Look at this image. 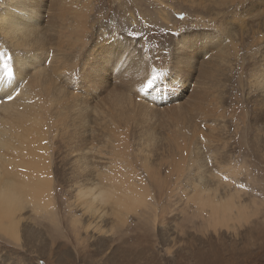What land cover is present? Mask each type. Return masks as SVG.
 Masks as SVG:
<instances>
[{
    "label": "bare ground",
    "instance_id": "obj_1",
    "mask_svg": "<svg viewBox=\"0 0 264 264\" xmlns=\"http://www.w3.org/2000/svg\"><path fill=\"white\" fill-rule=\"evenodd\" d=\"M90 1L83 0L86 15ZM42 2L0 0V238L15 246L34 247L38 256L53 254L55 262L62 264V258H71H67L71 254L66 242L80 244L85 237L96 236L99 244L90 258L103 255L102 264H114L108 250L117 241L115 249L124 252L119 264H134L152 243L146 233L150 230L144 228L149 223L159 227L155 243L170 255L175 239L163 224L166 215L172 214L176 192L186 191L183 178L191 174L192 193L184 194L185 204H192L202 228L215 233L219 228L234 231L251 216L260 215V204L242 199L243 186L236 176L241 165L229 164L225 176L212 169L224 162L219 156L228 143L211 130L212 126L225 129L226 107L220 105L218 92L222 83L246 80L248 92L257 91L264 98V0H148L150 6L158 7L150 14L152 29H160L159 21L173 32L182 28L179 37L169 42L173 53L166 74L183 88L190 84L191 68L202 62L210 80L208 91L214 85L213 96L219 99L211 104L207 94L213 118L206 137L192 122H181L168 133L170 142L164 137L159 141L150 132L136 133L140 121L147 120L146 100L161 106L167 99L168 92L154 78L155 70L136 53L119 54L121 46L113 53L109 51L113 44L103 53L88 52L86 20L71 27L73 16L68 25L71 44L60 53L61 60L42 64L46 36L39 23L44 17ZM175 9L187 12L183 19L172 18ZM9 69L11 76L6 74ZM28 71H32L31 79ZM129 73L139 75L134 96L124 91L109 93L111 108L101 102L89 108L79 104L77 93L97 97L109 74ZM144 80L152 81L150 92ZM174 103L179 106L177 100ZM189 132L201 139L202 147L194 144V151L186 153ZM171 145L184 156L182 161L173 158ZM188 164L193 170H187ZM56 183L62 184L58 193ZM233 187L232 192L219 194ZM130 215L138 216L139 223L130 224ZM187 218L193 219L190 214ZM131 243L140 250L121 249ZM82 253L75 248L76 255ZM149 255L150 260L155 256ZM152 263L142 257L140 264Z\"/></svg>",
    "mask_w": 264,
    "mask_h": 264
},
{
    "label": "rangeland",
    "instance_id": "obj_2",
    "mask_svg": "<svg viewBox=\"0 0 264 264\" xmlns=\"http://www.w3.org/2000/svg\"><path fill=\"white\" fill-rule=\"evenodd\" d=\"M42 4L44 17L40 19L39 23L41 31L46 34L44 38V56L42 57L43 65L48 61H52L54 64L56 61H60V53L71 44L68 36L71 31L69 34L68 25L72 17L74 16L71 27L86 20L88 29L85 35L84 47H88V52L92 49L94 54L97 52L103 53L105 47L113 44L109 49L111 53L114 52L115 47L119 46H121L119 54L124 52L125 55L136 53L135 56L140 61L143 58L148 61L155 70L156 75L154 78L160 82L159 87L168 92L167 99L161 106L152 105L149 100H146L144 105L149 113H142L145 114L147 120L140 121L136 133L145 136L150 132L157 135L159 141H163L164 137L165 141L170 142V134L168 133L172 129L178 127L181 122H184L185 125L192 122L200 128L203 137H206L207 127L212 126L211 119L213 118L212 108L209 106L210 102L206 97L210 93L211 104L218 102L219 99L213 96L216 87L213 85L208 91L210 80L204 71L202 62L191 68L189 72L190 84H184L183 88L173 82L171 77L166 74L168 66L171 65L173 53V44L169 42L179 37L182 28L173 32L164 26V22L159 21L160 24L162 23L161 25L157 24L160 29L153 28L155 29L153 30L148 22L153 10L155 11V8L158 9V7L150 6L148 0H91L86 15L83 0H74V2L43 0ZM167 9L168 7H166ZM173 11L177 15L170 17L176 20L177 18L183 19L184 12L187 13L179 9ZM179 25L183 27L181 23ZM164 33H166V39H164ZM78 53L76 46V56H78ZM92 61L90 60V62ZM31 73L32 71H28L29 79H31ZM138 77V74L131 73L127 76L121 74L111 76L109 74L105 88L98 92L97 97L84 92L77 93L79 104H87L89 108L101 102L106 107L111 108L112 105L108 100L109 93L124 91L134 96L138 89ZM143 82L145 89H147L150 86L149 81L144 80ZM150 91L151 88H148L147 92ZM248 91L249 85L246 80L243 82L237 80L225 82L218 88L220 105L226 107V116L223 118L225 129L220 131L216 126H212L211 131L215 137H222V140L228 144L222 150L221 157L219 156V160L224 162L212 169L220 171L221 175L225 176L228 175L226 168L229 164L241 165L236 176L238 175V181L243 186L242 199L248 204H251L253 200L254 206L260 204V215L255 216L256 218L253 217L254 215L251 216L249 219L251 221L242 222L241 225L235 227L234 231H225L226 229L219 228L215 233L212 229L202 228L203 221L200 217L194 216L192 204H185L184 194L192 193L189 185L192 178L191 174L187 177L188 179L183 178V186L186 191L183 193L184 191L181 189L176 192L175 198L171 202L172 208L174 207L172 214L168 213L169 215H166L167 219L163 224L166 227L165 231H168V229L173 230L172 232L169 231L175 239L170 247V255L160 250L155 243L159 227L154 226V229L151 224L146 223L147 226L144 225L145 230H150L146 233L153 240L150 246L144 249L146 251L142 250L140 257L134 264H140L142 257L147 263L152 260L155 264H264V98L257 91L252 93ZM75 92L78 91L75 90ZM174 100L178 101L179 106L175 105ZM151 108H154L153 113H150ZM205 119L208 121H205ZM216 123L213 124L216 125ZM217 126L219 125L217 124ZM186 135V153L194 151L192 149L194 144L202 147V144L199 143L201 139L191 135L190 132ZM171 147L174 151L173 158L182 161L184 156H181L177 148L172 145ZM221 165L222 168L219 167ZM187 170H193L190 164H188ZM60 186L62 184L56 183L57 193ZM234 188L226 189V191L220 190L219 194L224 195L232 192ZM59 194L63 195L62 192ZM183 207H185L184 213H182ZM189 214L193 221L187 218ZM138 219V216L130 215L129 222L130 224L139 223L137 222ZM49 226L52 227V225ZM206 230L207 232H205ZM44 237V243H47L48 236L44 235ZM85 238L83 244H77L76 242L69 244L66 242V250L71 254L67 258H71L66 261L65 256V258H62V264H102V259H106L105 256L89 257L93 253L94 247L99 244L98 238L96 236ZM62 239L70 241L69 236H64ZM114 242L117 244V241ZM114 242L108 251H112L111 256H113L114 264H119L124 259V252L120 248L115 249L114 245L116 244ZM133 245V243L131 245H121V249L124 248L126 252L140 250L139 246L134 248ZM76 247L82 249V255L75 254ZM88 248H90L89 251ZM149 254L155 256L150 260ZM49 256L51 258H48V255L38 256L34 247L28 249L24 245L15 246L0 238V264H57L55 255Z\"/></svg>",
    "mask_w": 264,
    "mask_h": 264
},
{
    "label": "snow or ice",
    "instance_id": "obj_3",
    "mask_svg": "<svg viewBox=\"0 0 264 264\" xmlns=\"http://www.w3.org/2000/svg\"><path fill=\"white\" fill-rule=\"evenodd\" d=\"M6 67H7V65H6ZM17 71H20L21 69H16ZM26 69H24V72H25V74H26ZM7 75H13V71L11 70V69H9V71L6 73ZM152 82L151 81H149V84H151ZM14 90V89H13ZM8 95H9V98H11V94H10V92L8 93Z\"/></svg>",
    "mask_w": 264,
    "mask_h": 264
}]
</instances>
